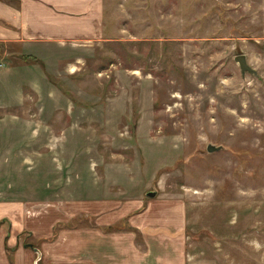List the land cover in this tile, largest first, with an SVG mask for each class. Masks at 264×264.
I'll use <instances>...</instances> for the list:
<instances>
[{"label":"rangeland","instance_id":"rangeland-1","mask_svg":"<svg viewBox=\"0 0 264 264\" xmlns=\"http://www.w3.org/2000/svg\"><path fill=\"white\" fill-rule=\"evenodd\" d=\"M103 25L0 81V199L143 263L264 264V0H104ZM26 227L0 222V264L46 263Z\"/></svg>","mask_w":264,"mask_h":264},{"label":"crops","instance_id":"crops-1","mask_svg":"<svg viewBox=\"0 0 264 264\" xmlns=\"http://www.w3.org/2000/svg\"><path fill=\"white\" fill-rule=\"evenodd\" d=\"M103 15L104 0H0V81L15 75H47L38 60L43 58L42 47L102 37ZM32 58L36 62H29ZM75 70L72 68L70 72ZM10 102L4 99L0 105L4 108ZM24 205L20 198L0 199V221L8 218L13 229L4 242L19 238L15 228L22 231L30 227L42 239L40 250L45 264H151L136 260L140 252L123 247L122 233L104 230L108 224L104 220L75 232L73 238L61 231L50 238L57 223L51 221L53 213L36 218L38 225L35 220L32 226L26 225ZM6 248L11 251L9 258L13 264L15 247Z\"/></svg>","mask_w":264,"mask_h":264},{"label":"water","instance_id":"water-1","mask_svg":"<svg viewBox=\"0 0 264 264\" xmlns=\"http://www.w3.org/2000/svg\"><path fill=\"white\" fill-rule=\"evenodd\" d=\"M235 59L239 62V65H240V68H241L242 72H245V71H250V72H253V73L256 72V70L248 63L245 54H243V53L237 54L235 56ZM220 148H221L220 145H214V144H211V143H209L208 146H207L208 151H213V150H217V149H220ZM147 194L152 196V195L155 194V191L154 190H150V191L147 192ZM34 249L37 250L36 247Z\"/></svg>","mask_w":264,"mask_h":264},{"label":"trees","instance_id":"trees-1","mask_svg":"<svg viewBox=\"0 0 264 264\" xmlns=\"http://www.w3.org/2000/svg\"><path fill=\"white\" fill-rule=\"evenodd\" d=\"M35 58V57H34ZM38 60H40V59H38ZM1 222V221H0ZM58 225V224H57ZM57 225L55 226V228H54V233H53V235L50 237V238H52L53 236H55V234H57ZM112 225H110V224H108V225H106V226H104V229H106V230H108V229H110V227H111ZM6 242H7V240H5ZM7 244V243H6Z\"/></svg>","mask_w":264,"mask_h":264},{"label":"built area","instance_id":"built-area-1","mask_svg":"<svg viewBox=\"0 0 264 264\" xmlns=\"http://www.w3.org/2000/svg\"><path fill=\"white\" fill-rule=\"evenodd\" d=\"M2 63H0V65H1Z\"/></svg>","mask_w":264,"mask_h":264}]
</instances>
